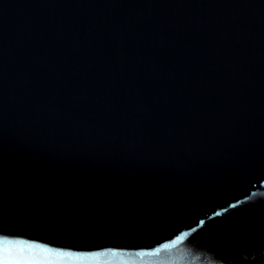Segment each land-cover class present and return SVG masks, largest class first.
Returning <instances> with one entry per match:
<instances>
[{
	"label": "water",
	"instance_id": "water-1",
	"mask_svg": "<svg viewBox=\"0 0 264 264\" xmlns=\"http://www.w3.org/2000/svg\"><path fill=\"white\" fill-rule=\"evenodd\" d=\"M0 264H264V0H0Z\"/></svg>",
	"mask_w": 264,
	"mask_h": 264
}]
</instances>
